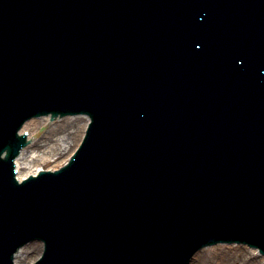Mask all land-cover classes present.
<instances>
[{"label":"water","instance_id":"obj_1","mask_svg":"<svg viewBox=\"0 0 264 264\" xmlns=\"http://www.w3.org/2000/svg\"><path fill=\"white\" fill-rule=\"evenodd\" d=\"M76 110L81 150L18 185L17 128ZM36 238L37 264L264 252V0H0V264Z\"/></svg>","mask_w":264,"mask_h":264},{"label":"bare ground","instance_id":"obj_2","mask_svg":"<svg viewBox=\"0 0 264 264\" xmlns=\"http://www.w3.org/2000/svg\"><path fill=\"white\" fill-rule=\"evenodd\" d=\"M86 124L84 116L68 117L52 123H49L48 117L33 118L25 122L20 133L24 134L26 131L27 137L35 141L25 147L16 159V177L19 181L30 173L33 175L44 169L43 165L47 162H52L47 170L62 166L80 143ZM41 127L45 128L42 134L39 133ZM193 259L196 264H264V257L256 249L233 244L206 248L197 252Z\"/></svg>","mask_w":264,"mask_h":264},{"label":"rangeland","instance_id":"obj_3","mask_svg":"<svg viewBox=\"0 0 264 264\" xmlns=\"http://www.w3.org/2000/svg\"><path fill=\"white\" fill-rule=\"evenodd\" d=\"M44 132H45V128H42V127H41V128L39 129V133L42 134V133H44ZM51 165H52V162H47V163H45V164L43 165V167H44V169H46V168L50 167ZM242 247H244V246H242ZM203 253L205 254V251H204ZM200 254H202V253H200ZM209 257H210V256H209ZM209 257H208V258H209ZM208 258H207L206 260H208ZM206 260H205V261H206ZM204 263H205V262H202L201 264H204ZM190 264H196V263H195V259H193V260L191 261Z\"/></svg>","mask_w":264,"mask_h":264}]
</instances>
